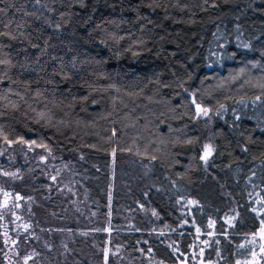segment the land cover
<instances>
[{
  "label": "trees",
  "instance_id": "16d2710c",
  "mask_svg": "<svg viewBox=\"0 0 264 264\" xmlns=\"http://www.w3.org/2000/svg\"><path fill=\"white\" fill-rule=\"evenodd\" d=\"M103 1L78 23L95 0H0V150L55 145L72 182L39 169L0 186L3 258L178 264L175 250H197L211 264H264V116L213 119L226 102L264 99V0L221 24L249 52L224 67L183 58L167 31L212 29L222 0Z\"/></svg>",
  "mask_w": 264,
  "mask_h": 264
},
{
  "label": "rangeland",
  "instance_id": "374dc122",
  "mask_svg": "<svg viewBox=\"0 0 264 264\" xmlns=\"http://www.w3.org/2000/svg\"><path fill=\"white\" fill-rule=\"evenodd\" d=\"M248 1L249 0H222L223 7L211 12L210 19L213 24L212 29H199L195 27L173 28L168 26L167 31L171 35L173 43L177 45L179 54L197 65H220L222 67H224L227 62H231L235 59L233 55L234 50H238L242 58H247L249 52L237 48L240 39L238 33L230 39H224L219 36L218 30L227 16L235 13L242 4L244 5ZM103 4H105L103 0H95L88 11L82 9V13H79L78 23L86 21L84 20L86 14H93L94 11H101ZM83 7H85V5L80 6V8ZM78 31V28H72L71 36L77 38L79 35ZM255 46L261 49V45L256 44ZM257 97L259 96L251 95L235 102H226L219 111L214 112V123H220L227 113L229 114L233 111L244 114H254L258 117L264 116V99L261 97L257 99ZM207 116H210L209 111ZM56 147L57 146L53 145L49 148L47 147L48 149L43 148L44 150L40 151L32 145V147H24L26 150L19 151L16 148L14 149L12 144L6 143L0 150V186L3 188L7 186L11 187L15 179L19 181L24 180V178L35 179L38 174L37 170L39 169L45 170L46 172L48 171L60 181L72 183L68 171V161L53 154V149H56ZM120 156L125 159L128 164L133 166L134 159L130 154H120ZM112 157V172H114L117 169L118 162L116 161L115 154ZM62 163H64V167H61ZM120 169H122V167H120ZM5 173H7V175ZM71 199L73 203L79 206L83 207L85 205L84 200L78 197H71ZM26 200L37 203L40 202V197L31 193L27 194ZM97 227L98 230L102 228L101 225ZM9 251L8 254L11 255V257L10 259L9 257L5 259L3 258V253H6V250L3 251L2 247H0V264L3 262L4 264H15L12 258V253L14 251L12 249ZM175 252L180 259L178 264H211L209 261L202 259V255L200 254L201 251L192 250L189 254L180 253L178 250H175ZM3 259H5V261ZM253 263L254 261H251L249 264Z\"/></svg>",
  "mask_w": 264,
  "mask_h": 264
},
{
  "label": "snow or ice",
  "instance_id": "6c2138e0",
  "mask_svg": "<svg viewBox=\"0 0 264 264\" xmlns=\"http://www.w3.org/2000/svg\"><path fill=\"white\" fill-rule=\"evenodd\" d=\"M2 11H3V9H0V12H2ZM257 99H259V97H257ZM193 103H195V101H193ZM197 111L203 113L204 115H207L209 110L206 109V108H202L200 105H197ZM5 139H7V137H5ZM8 142L12 143V141H8ZM22 142L23 143H27V141H22ZM32 143H35V142L33 141ZM38 146H40V145H38ZM43 147L47 148L46 145H43ZM211 150H212V146L211 145H205V157H207V155L210 154ZM114 154L115 153L113 152V155ZM5 174L7 175V173H5ZM53 179H55V177H53ZM5 195H8V194L5 193ZM16 198L17 199H22V197H20V196H17ZM260 203H264V198H262ZM5 206H7L6 202H5ZM253 211H256V209H253ZM261 225H262V227L260 228V231H259L258 235L260 236V238L262 240H264V220L261 221ZM25 227H27V226H25ZM254 235H257V234H254ZM261 251H264V246H262ZM105 257L107 259V252L105 253ZM28 259H31V257H26L25 258V264H27V260ZM237 264H239V262H237Z\"/></svg>",
  "mask_w": 264,
  "mask_h": 264
},
{
  "label": "water",
  "instance_id": "95a60500",
  "mask_svg": "<svg viewBox=\"0 0 264 264\" xmlns=\"http://www.w3.org/2000/svg\"><path fill=\"white\" fill-rule=\"evenodd\" d=\"M207 157H208V155H207ZM207 157H205V154H204V159H207Z\"/></svg>",
  "mask_w": 264,
  "mask_h": 264
}]
</instances>
